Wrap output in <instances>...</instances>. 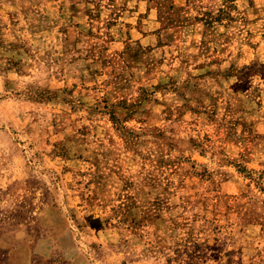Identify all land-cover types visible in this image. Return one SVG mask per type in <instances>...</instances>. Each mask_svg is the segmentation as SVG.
<instances>
[{"label":"rangeland","instance_id":"rangeland-1","mask_svg":"<svg viewBox=\"0 0 264 264\" xmlns=\"http://www.w3.org/2000/svg\"><path fill=\"white\" fill-rule=\"evenodd\" d=\"M0 4L34 46L8 95L39 109L0 115L41 189L32 264H264V0Z\"/></svg>","mask_w":264,"mask_h":264},{"label":"crops","instance_id":"crops-1","mask_svg":"<svg viewBox=\"0 0 264 264\" xmlns=\"http://www.w3.org/2000/svg\"><path fill=\"white\" fill-rule=\"evenodd\" d=\"M6 16L3 4H0V115L24 114L21 109L30 105L31 109H39L31 91L34 82L27 80L30 82L27 93L32 94L29 99L34 101L26 102L20 94L15 98L8 94L32 76L30 70L34 63L26 60L34 46L24 42V36L20 37L17 31L8 27ZM5 24L7 26L3 27ZM7 128L0 117V264H32V260L40 256L41 243L48 238L40 234L41 189L29 186L30 181L25 183L27 176L21 167L24 160L22 145ZM34 176L32 174V179ZM50 190L48 204L55 207V192Z\"/></svg>","mask_w":264,"mask_h":264}]
</instances>
